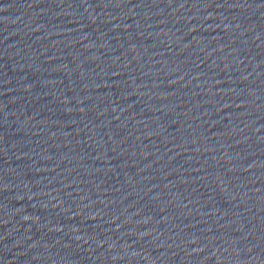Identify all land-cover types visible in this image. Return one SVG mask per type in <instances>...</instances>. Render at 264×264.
<instances>
[{"label": "water", "instance_id": "95a60500", "mask_svg": "<svg viewBox=\"0 0 264 264\" xmlns=\"http://www.w3.org/2000/svg\"><path fill=\"white\" fill-rule=\"evenodd\" d=\"M0 264H264V0H0Z\"/></svg>", "mask_w": 264, "mask_h": 264}]
</instances>
